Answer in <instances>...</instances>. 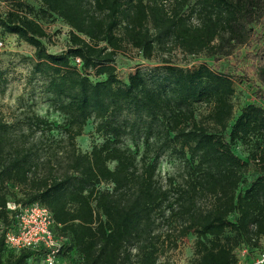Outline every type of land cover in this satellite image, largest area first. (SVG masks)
Segmentation results:
<instances>
[{
  "label": "trees",
  "instance_id": "obj_1",
  "mask_svg": "<svg viewBox=\"0 0 264 264\" xmlns=\"http://www.w3.org/2000/svg\"><path fill=\"white\" fill-rule=\"evenodd\" d=\"M7 2L0 30L34 48L32 80L63 122L0 118V264L45 259L43 248L6 244L19 208L33 204L50 211L59 258L73 264H165L190 235L191 264L264 251V95L236 116L242 81L229 73L166 62L121 81L116 67L128 48L146 60L181 50L216 62L253 48L244 59L264 83V0ZM56 19L69 28L59 52L43 26ZM4 81L0 69V90ZM90 122L101 142L83 152L77 139ZM167 154L184 170L163 180Z\"/></svg>",
  "mask_w": 264,
  "mask_h": 264
},
{
  "label": "rangeland",
  "instance_id": "obj_2",
  "mask_svg": "<svg viewBox=\"0 0 264 264\" xmlns=\"http://www.w3.org/2000/svg\"><path fill=\"white\" fill-rule=\"evenodd\" d=\"M8 6L7 0H0L1 12L7 11ZM43 26L50 36L51 51L59 52L67 48L69 28L61 20L43 22ZM257 28L256 30H258ZM0 39L6 43V48L0 54V69L3 72V80H5L0 90V118L7 122H15L35 113L50 122L62 123L63 118L52 110L47 96L43 93L42 82L36 79L32 80L34 48L15 35L3 34L1 30ZM252 50L253 48L235 49L229 57H224L216 62L214 57H209L206 54L191 56L184 54L181 50L165 54L157 51L151 60H146L137 50L128 48L127 52L120 53L118 56L117 75L121 81H125L128 75L135 72L138 67L149 69L168 62L193 69L201 64H206L216 70L241 78L242 82H236V94L233 99L237 116L246 104L257 100L258 94L264 95V83L255 75L251 63L244 59L245 54ZM202 111H206L205 108ZM100 142V138L95 134L93 122H90L85 128L83 136L77 139V144L83 152L89 151L94 143ZM127 144L132 146L130 141H127ZM183 170V163L176 156L167 154L161 160L159 176L166 180L169 177L179 176ZM194 242V235L183 239L178 243L176 249L167 252L161 259V263L191 264L195 258ZM259 249H264V241ZM241 252L242 250L237 252L241 264H251L258 257L255 251L250 253L246 250L247 254L250 253L246 257H242ZM74 262H76L75 258H60V264H73ZM30 264L33 263L30 262Z\"/></svg>",
  "mask_w": 264,
  "mask_h": 264
},
{
  "label": "built area",
  "instance_id": "obj_3",
  "mask_svg": "<svg viewBox=\"0 0 264 264\" xmlns=\"http://www.w3.org/2000/svg\"><path fill=\"white\" fill-rule=\"evenodd\" d=\"M5 48V41L0 39V54ZM75 62L79 67L82 65L80 59H76ZM9 207L11 210L17 209L15 205ZM14 223L15 228L6 236V244L10 250L20 252L43 248L47 254L41 264H60L61 242L55 238L52 232L53 218L48 209L40 204L19 208L14 216ZM241 254L242 257L248 255L246 249L242 250ZM251 264H264V251L260 252L257 259Z\"/></svg>",
  "mask_w": 264,
  "mask_h": 264
}]
</instances>
